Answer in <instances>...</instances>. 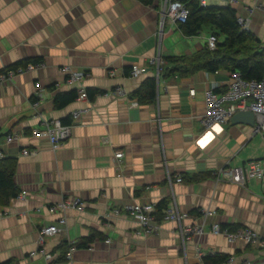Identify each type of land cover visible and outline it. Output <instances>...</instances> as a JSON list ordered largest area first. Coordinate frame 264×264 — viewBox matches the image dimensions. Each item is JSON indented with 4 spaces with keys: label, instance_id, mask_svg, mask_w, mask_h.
Masks as SVG:
<instances>
[{
    "label": "crops",
    "instance_id": "crops-1",
    "mask_svg": "<svg viewBox=\"0 0 264 264\" xmlns=\"http://www.w3.org/2000/svg\"><path fill=\"white\" fill-rule=\"evenodd\" d=\"M229 3L242 14L253 10L252 28L264 45V0H213ZM159 6L158 0L151 5L139 0H0V71L25 60L45 62L0 85V162L14 160L20 189L8 205H0V264H51L30 252L40 228L58 220L49 205L72 197H80L85 210L68 209L67 230L48 236L46 248L58 257L62 242L77 247L96 235L92 248H76L73 264H200L201 251L235 255V264L245 259L264 264V249L231 244L210 231L218 221L264 235V177L241 185L219 174L222 168L264 158V132L231 119L211 128L202 123L207 92H226L230 70L162 75L156 100L132 105L137 100L132 92L156 70L154 56L160 52L166 60L192 54L210 34L203 29L186 36L170 18L161 30ZM135 64L146 69L138 78L130 76ZM65 66L84 72L83 79L70 81ZM119 85L126 96L113 92ZM81 87L99 93L56 107L57 94ZM33 100L40 101L45 117L65 124L74 121V110H82L60 148L54 150L35 134L44 124ZM10 134L18 137L8 141ZM24 149L31 153L24 155ZM117 150L124 152L122 158L115 156ZM179 175L181 181L175 179ZM133 201L155 205L158 233H138V223L124 211L107 217L114 207ZM174 205L187 213L183 224L201 222L200 208L216 213L204 233L184 241L180 223L167 218ZM57 261L71 264L69 258Z\"/></svg>",
    "mask_w": 264,
    "mask_h": 264
},
{
    "label": "built area",
    "instance_id": "built-area-1",
    "mask_svg": "<svg viewBox=\"0 0 264 264\" xmlns=\"http://www.w3.org/2000/svg\"><path fill=\"white\" fill-rule=\"evenodd\" d=\"M160 11H161V30L166 18H170L174 23L186 22L189 16V8L180 0H158ZM202 6L216 5L213 4V0H200ZM218 4V3H217ZM231 4V3H229ZM249 13H239L238 21L242 25L243 29L250 30L252 22L253 10H247ZM218 37L212 33L208 34L207 45L211 49H215L217 46ZM152 64L155 65V74L160 77L161 66L165 63L161 53L159 52L151 60ZM45 66L44 61L30 62L26 65H20L17 67H10L0 72V85H4L12 81L17 75L25 72L34 70L36 68ZM65 73L68 75L70 81H81L84 77V72L74 70L71 66H65L63 68ZM145 67L140 65H133L130 76L138 78L145 73ZM230 85L229 89L224 93H218L214 89H210L206 94L205 109L202 116V123L205 128H211L220 123L227 122L231 117L238 111L251 110L256 115V124L254 125L255 133L264 132V78L262 79H246L243 74L238 71H230ZM41 84V83H40ZM119 96H126V90L124 86L119 85L113 91ZM194 94V89L191 90ZM79 98H88L87 90L85 87H81L78 91ZM228 101L227 106L224 103ZM32 105L35 109V115L39 117L44 128L42 130H35V134L46 138L51 147L56 150L60 148L66 140H68L72 133L75 122L80 119L81 109L73 111V119L71 123L65 124L60 119L47 118L41 111V105L39 100H33ZM132 105L137 106L138 101L134 100ZM87 110V109H85ZM18 137V135L10 134L7 136L8 141L12 138ZM33 153L35 151H32ZM31 151L28 149L23 150V154H30ZM0 155L2 153L0 152ZM117 158H122L124 152L117 150L115 152ZM222 177L228 180L246 185L248 179L251 177H264V158L253 159L246 162V164L231 168H222L219 172ZM167 179L172 184L174 181V175L171 171L167 172ZM177 181H181L182 177L176 176ZM25 195V192L23 196ZM75 208L80 212L85 210V204L82 202L80 197L65 198L59 202H55L49 205V209L52 212L59 213L58 220L56 222L43 225L38 233L36 240L37 247L30 252V256L42 255L47 262L51 264H60L57 261V253L48 251L46 248V238L48 236H56L63 230H67L68 219L67 210ZM123 211L135 220L138 225V233L145 235L158 233L161 224L159 223L155 211V205L152 203L145 202H127L123 205L114 207L110 212H107V217L111 215H121ZM201 222L199 223H188L183 224L184 217L187 216L186 212H181L178 207H168L167 218L169 220H175L180 223V230L183 236V240L190 238L196 234H202L205 232L208 218L216 213L215 210L208 208H200ZM4 213L0 212V216ZM210 231L217 235H223L227 238V241L231 244L242 243L246 246H252L256 249H264V235L260 232L255 231L248 227H239L237 229H229L222 226L218 221L210 224ZM110 242V239L108 240ZM78 247V246H77ZM75 246L71 245L67 253V258L71 260L73 264ZM88 248H92L90 245ZM207 254L203 251L198 253L200 257V264H205L204 257ZM237 258L235 255H229L225 260H222L218 264H235ZM240 264H253L251 261L245 259Z\"/></svg>",
    "mask_w": 264,
    "mask_h": 264
},
{
    "label": "trees",
    "instance_id": "trees-1",
    "mask_svg": "<svg viewBox=\"0 0 264 264\" xmlns=\"http://www.w3.org/2000/svg\"><path fill=\"white\" fill-rule=\"evenodd\" d=\"M144 4H155V0H139ZM189 8V16L186 22L179 23V28L186 36L198 35L207 28L209 33L218 37L215 49L206 44L202 49L186 55H174L166 57L161 66L160 76H190L199 71L216 72L218 70H238L246 79L264 78V45L262 39L251 29L246 30L238 21L239 12L232 4L202 6L200 0H180ZM43 60H25L11 66L12 68L26 65L30 62ZM7 69V68H5ZM3 69V70H5ZM1 70V71H3ZM0 71V72H1ZM160 78V77H159ZM159 78L155 72L146 77L141 85L132 92L131 97L138 103L151 104L156 100ZM88 98L99 93L97 90L87 88ZM100 93H103V91ZM78 90L59 93L55 97L56 107H62L69 101L79 97ZM15 163L11 160L5 164L0 162V205H8L12 198L19 195L20 189L14 180ZM164 199L158 208L165 207ZM225 228L237 229L242 225H222ZM96 235H91L79 242L78 246L88 247ZM71 244L62 242L59 245L60 255L58 260H66ZM228 255H206L205 264H218Z\"/></svg>",
    "mask_w": 264,
    "mask_h": 264
},
{
    "label": "water",
    "instance_id": "water-1",
    "mask_svg": "<svg viewBox=\"0 0 264 264\" xmlns=\"http://www.w3.org/2000/svg\"><path fill=\"white\" fill-rule=\"evenodd\" d=\"M231 121L233 123L244 122L254 126L256 124V115L251 110L238 111L231 117Z\"/></svg>",
    "mask_w": 264,
    "mask_h": 264
},
{
    "label": "rangeland",
    "instance_id": "rangeland-1",
    "mask_svg": "<svg viewBox=\"0 0 264 264\" xmlns=\"http://www.w3.org/2000/svg\"><path fill=\"white\" fill-rule=\"evenodd\" d=\"M205 29H207V28H205ZM250 29L256 33V31L254 30V27L252 28V22H251V27H250ZM204 32H207V31H204ZM256 34H257V33H256ZM111 216H112V215H111ZM63 231H65V230H63ZM63 231H62V232H63ZM62 232H61V233H62ZM59 234H60V233H59Z\"/></svg>",
    "mask_w": 264,
    "mask_h": 264
}]
</instances>
